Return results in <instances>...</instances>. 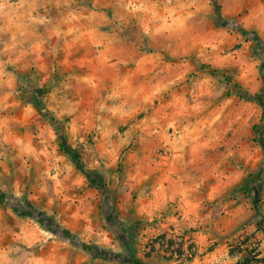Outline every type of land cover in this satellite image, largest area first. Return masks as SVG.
I'll list each match as a JSON object with an SVG mask.
<instances>
[{
    "label": "rangeland",
    "instance_id": "rangeland-1",
    "mask_svg": "<svg viewBox=\"0 0 264 264\" xmlns=\"http://www.w3.org/2000/svg\"><path fill=\"white\" fill-rule=\"evenodd\" d=\"M262 64L264 0H0V264H264Z\"/></svg>",
    "mask_w": 264,
    "mask_h": 264
},
{
    "label": "trees",
    "instance_id": "trees-1",
    "mask_svg": "<svg viewBox=\"0 0 264 264\" xmlns=\"http://www.w3.org/2000/svg\"><path fill=\"white\" fill-rule=\"evenodd\" d=\"M263 69H264V64H262L261 66V75L263 77V80H264V72H263ZM263 94H264V91L261 93V94H258L255 96V99L258 100V101H261L262 100V97H263ZM263 122H264V117H263ZM255 131H257L259 129V126H255ZM264 129V128H263ZM262 146L264 147V137H263V140H262ZM62 150L64 151V153L77 165L79 166L82 170H83V165H82V161H81V158L79 156V154L74 151V150H71V149H68L66 148L65 146H61ZM84 171V170H83ZM254 178V177H251V179ZM257 181V179L251 183H255ZM254 192V201H255V205L257 207H259V203H260V188H255V190L253 191ZM165 239V237H164ZM162 245H166L167 248H171L174 246L173 242L172 241H163V244ZM183 248L181 247H178L176 249V252H175V255H178V257H182V250ZM128 261L132 264H143L141 261L139 260H136L135 258L131 257V258H128ZM261 262L264 263V259L263 260H259ZM252 261L251 260H246L243 264H251Z\"/></svg>",
    "mask_w": 264,
    "mask_h": 264
}]
</instances>
